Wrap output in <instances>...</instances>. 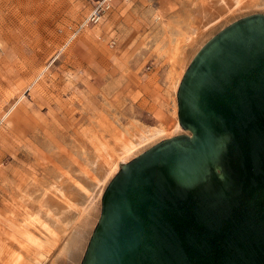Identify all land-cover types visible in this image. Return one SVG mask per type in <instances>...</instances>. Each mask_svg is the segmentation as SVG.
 Returning <instances> with one entry per match:
<instances>
[{
	"label": "rangeland",
	"instance_id": "obj_1",
	"mask_svg": "<svg viewBox=\"0 0 264 264\" xmlns=\"http://www.w3.org/2000/svg\"><path fill=\"white\" fill-rule=\"evenodd\" d=\"M96 1L0 0V264H80L111 178L186 134L176 90L195 53L264 14V0H222L221 18L208 22L207 8L202 24L193 0H114L103 23L83 26ZM156 105L169 109L163 133Z\"/></svg>",
	"mask_w": 264,
	"mask_h": 264
},
{
	"label": "water",
	"instance_id": "obj_2",
	"mask_svg": "<svg viewBox=\"0 0 264 264\" xmlns=\"http://www.w3.org/2000/svg\"><path fill=\"white\" fill-rule=\"evenodd\" d=\"M176 103L186 134L111 178L80 264H264V14L203 44Z\"/></svg>",
	"mask_w": 264,
	"mask_h": 264
},
{
	"label": "crops",
	"instance_id": "obj_3",
	"mask_svg": "<svg viewBox=\"0 0 264 264\" xmlns=\"http://www.w3.org/2000/svg\"><path fill=\"white\" fill-rule=\"evenodd\" d=\"M241 1H242L240 3L241 5H243V6L245 5V7L249 5L248 0H241ZM210 2H211L210 6L207 4V0H196V1L193 0V2H191V3H193V7L197 8V15H196L197 18L196 19H197L198 22H200V20H201L202 24H205V20L207 18V13H206V9L207 8L208 9H210V8L213 9V11L208 14V17L210 18V20L208 22H212V21L215 22V21H217V19L221 18L220 11H221V8H222V0H211ZM231 2L232 3L234 2L233 3V5H234L235 3L238 2V0H231ZM127 3H129L127 0H116V5H117V8H119V9L122 6H125V4H127ZM245 3H248V4H245ZM233 5H231V6H233ZM93 6L88 10V12H87V14L85 16V19L90 14ZM237 6L238 5H236V8H237ZM104 19H103V22L105 21ZM106 27L108 28L106 30V32H107V37L106 38L108 39V42H110V45H113L115 43V40H114L115 29L111 31L109 25H106ZM94 29H96V28H94ZM89 32L91 33V31H88L85 34L86 38L88 40H86V39H84V40L91 47V46H94L93 44H94L95 40H93L94 38L91 36V34ZM96 38H98V35L96 36ZM168 104L169 103L167 102L166 105H168ZM161 105H163V104L161 103ZM154 109L156 110L155 119L160 122L159 126H161L160 128L157 129V131L163 133L165 131V129H167V127L169 128V126H168V123L170 121V119H168L169 109L168 108H162V106H160V105H156ZM29 243H31V242L29 241Z\"/></svg>",
	"mask_w": 264,
	"mask_h": 264
},
{
	"label": "built area",
	"instance_id": "obj_4",
	"mask_svg": "<svg viewBox=\"0 0 264 264\" xmlns=\"http://www.w3.org/2000/svg\"><path fill=\"white\" fill-rule=\"evenodd\" d=\"M113 3L114 0H97L83 26L100 24L107 12L111 10Z\"/></svg>",
	"mask_w": 264,
	"mask_h": 264
},
{
	"label": "bare ground",
	"instance_id": "obj_5",
	"mask_svg": "<svg viewBox=\"0 0 264 264\" xmlns=\"http://www.w3.org/2000/svg\"><path fill=\"white\" fill-rule=\"evenodd\" d=\"M179 127H180V125H179ZM179 127H176V128H179ZM181 128V127H180ZM157 130H155L154 132H156ZM161 131V130H160ZM158 132V131H157ZM163 132V131H162ZM149 133V132H148ZM159 133V132H158ZM157 133V134H158ZM155 134V133H154ZM152 136V135H151ZM159 136V135H158ZM142 142V141H141ZM140 143V142H139ZM121 145V144H120ZM140 145V144H139ZM136 148V147H135ZM133 149V146L132 147H130L129 145H127V144H123V147H122V150H123V152L122 153H124V156L125 157H128L129 155H131V154H134L133 152V150H136V149ZM132 156V155H131ZM29 239H31V238H29ZM28 238H27V241L29 240ZM30 241V240H29ZM28 241V242H29Z\"/></svg>",
	"mask_w": 264,
	"mask_h": 264
}]
</instances>
